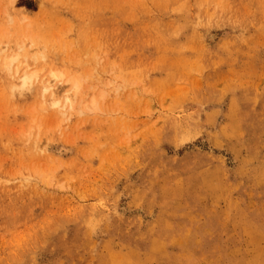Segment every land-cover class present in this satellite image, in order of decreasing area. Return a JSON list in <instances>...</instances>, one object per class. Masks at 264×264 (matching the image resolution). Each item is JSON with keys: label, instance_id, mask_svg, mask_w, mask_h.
Returning a JSON list of instances; mask_svg holds the SVG:
<instances>
[{"label": "rangeland", "instance_id": "obj_1", "mask_svg": "<svg viewBox=\"0 0 264 264\" xmlns=\"http://www.w3.org/2000/svg\"><path fill=\"white\" fill-rule=\"evenodd\" d=\"M0 264H264V0H0Z\"/></svg>", "mask_w": 264, "mask_h": 264}, {"label": "bare ground", "instance_id": "obj_2", "mask_svg": "<svg viewBox=\"0 0 264 264\" xmlns=\"http://www.w3.org/2000/svg\"><path fill=\"white\" fill-rule=\"evenodd\" d=\"M17 57H13L9 60H5L4 64L7 67V69H11L12 66L14 65L13 62L17 61L16 60ZM15 66V65H14ZM16 67V66H15ZM14 67V68H15ZM12 70V69H11ZM19 68H15V72H19L18 71ZM14 72V70H12ZM23 73V72H22ZM16 75V73H14ZM50 76H51V80H46L43 81L42 83V92L46 95H48V97L51 99L52 101V105L59 107L61 110V107H66V106H74V98L77 94V92L80 89V86L78 85L77 82L74 83H70L69 86L65 85L64 82V86H61V83L63 81L62 79V72L60 71H51L50 72ZM32 77H36V73H23L19 78H22L23 83L29 82ZM67 81V80H66ZM67 84V82H66ZM59 85V87H58ZM65 87V88H64ZM67 87V88H66ZM94 100H92V103L95 104V102H93ZM92 105V104H91ZM66 110V109H65Z\"/></svg>", "mask_w": 264, "mask_h": 264}]
</instances>
